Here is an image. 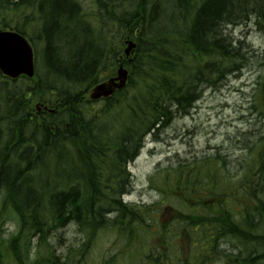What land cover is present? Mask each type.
Instances as JSON below:
<instances>
[{
  "label": "trees",
  "instance_id": "1",
  "mask_svg": "<svg viewBox=\"0 0 264 264\" xmlns=\"http://www.w3.org/2000/svg\"><path fill=\"white\" fill-rule=\"evenodd\" d=\"M252 20L264 33V0H0V28L26 35L37 64L34 79L0 72V224L19 226L0 229V264H264V130L235 162H167L153 181L160 212L123 201L146 138L258 59L231 29ZM127 38L137 46L125 59ZM121 62L126 87L89 101ZM253 114L264 115V81ZM71 225L81 241L59 261L51 238Z\"/></svg>",
  "mask_w": 264,
  "mask_h": 264
},
{
  "label": "rangeland",
  "instance_id": "2",
  "mask_svg": "<svg viewBox=\"0 0 264 264\" xmlns=\"http://www.w3.org/2000/svg\"><path fill=\"white\" fill-rule=\"evenodd\" d=\"M231 29L235 40L243 42L258 59L248 61L220 88L204 91L201 99L195 103L189 114L179 116L164 131L158 141H154L151 137L146 138L141 153L128 167L131 179L127 192L123 195L124 202L151 205L157 212H160L165 205L163 204L165 199L155 188L153 181L158 177L157 172L162 167H166L167 162L172 159L185 162L187 159L201 158L207 154L220 152L228 154L235 162V159L239 158L240 151L250 145L251 140L264 130V115L255 116L253 114L256 95L264 81V66H262L264 63V33L259 31L254 20L247 24H240L236 28L231 27ZM125 47L126 44L123 53ZM130 56H132L131 53L127 57ZM117 68L118 66L115 73ZM88 97L87 93L86 98ZM37 104L39 101H34L36 109ZM101 104L99 102L97 106ZM255 110L257 111L258 107H255ZM177 164L179 163L176 162L174 165ZM0 229L3 230L2 234L5 237L15 236L19 229L16 218L8 216L0 224ZM60 231L62 232V229L51 238L56 253L59 255V261L63 258L62 253L68 250L66 245L71 243L70 240L81 241L77 238L74 225L67 229L65 239L61 241L58 239ZM32 241L37 248V237H34ZM111 250L114 252V248L111 247ZM105 252L104 250V256H107ZM31 255L35 257V248ZM91 258L99 260V252L93 251Z\"/></svg>",
  "mask_w": 264,
  "mask_h": 264
},
{
  "label": "water",
  "instance_id": "3",
  "mask_svg": "<svg viewBox=\"0 0 264 264\" xmlns=\"http://www.w3.org/2000/svg\"><path fill=\"white\" fill-rule=\"evenodd\" d=\"M136 44L128 42L129 55ZM0 70L3 74L17 78L22 74L33 77L35 74L34 51L30 42L22 34L13 30H0ZM128 79V71L123 66L116 77L98 84L92 89L91 98L109 96L118 88H123Z\"/></svg>",
  "mask_w": 264,
  "mask_h": 264
},
{
  "label": "bare ground",
  "instance_id": "4",
  "mask_svg": "<svg viewBox=\"0 0 264 264\" xmlns=\"http://www.w3.org/2000/svg\"><path fill=\"white\" fill-rule=\"evenodd\" d=\"M69 126V124H67V127ZM26 141L27 142H29L28 141V138L26 139ZM145 142H146V140H145ZM145 142H144V146H145ZM28 146H30V145H28ZM143 146V147H144ZM143 147L140 149V151H139V153L137 154V156L131 161V162H127V164H126V169L128 170L129 168V165L132 163V162H134L135 160H136V158L139 156V154L141 153V151H142V149H143ZM129 171V170H128ZM131 179V178H130ZM231 249V248H230Z\"/></svg>",
  "mask_w": 264,
  "mask_h": 264
}]
</instances>
